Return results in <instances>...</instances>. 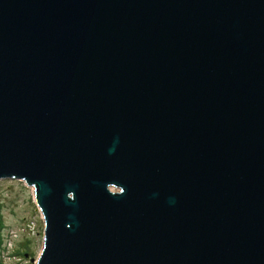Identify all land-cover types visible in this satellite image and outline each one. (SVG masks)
Listing matches in <instances>:
<instances>
[{"label":"water","instance_id":"water-1","mask_svg":"<svg viewBox=\"0 0 264 264\" xmlns=\"http://www.w3.org/2000/svg\"><path fill=\"white\" fill-rule=\"evenodd\" d=\"M36 264H264V0H0V182Z\"/></svg>","mask_w":264,"mask_h":264},{"label":"rangeland","instance_id":"rangeland-1","mask_svg":"<svg viewBox=\"0 0 264 264\" xmlns=\"http://www.w3.org/2000/svg\"><path fill=\"white\" fill-rule=\"evenodd\" d=\"M34 197V188L25 182H0V232L14 230L13 248L0 254V264H36L42 252L44 222ZM23 252L26 256L18 255Z\"/></svg>","mask_w":264,"mask_h":264},{"label":"built area","instance_id":"built-area-1","mask_svg":"<svg viewBox=\"0 0 264 264\" xmlns=\"http://www.w3.org/2000/svg\"><path fill=\"white\" fill-rule=\"evenodd\" d=\"M4 231V230H3ZM3 231L1 232V239H0V254H5L6 252L9 253V250L13 248L12 245V237L14 235V230H8L3 234Z\"/></svg>","mask_w":264,"mask_h":264},{"label":"trees","instance_id":"trees-1","mask_svg":"<svg viewBox=\"0 0 264 264\" xmlns=\"http://www.w3.org/2000/svg\"><path fill=\"white\" fill-rule=\"evenodd\" d=\"M1 225V224H0ZM0 229H2V227L0 226ZM18 255H20V256H26V254H24V252L23 253H20V254H18Z\"/></svg>","mask_w":264,"mask_h":264}]
</instances>
